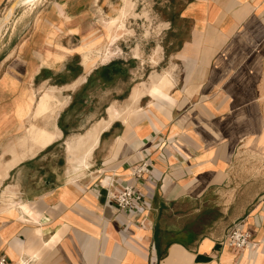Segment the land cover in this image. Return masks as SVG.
<instances>
[{"label": "crops", "instance_id": "crops-1", "mask_svg": "<svg viewBox=\"0 0 264 264\" xmlns=\"http://www.w3.org/2000/svg\"><path fill=\"white\" fill-rule=\"evenodd\" d=\"M149 3L146 80L132 79L133 57L86 68L82 53L145 19ZM11 15L24 24L3 29L0 149L34 132L0 154V258L264 264V0H34ZM143 156L151 170L135 180ZM121 184L141 194L135 213L110 198ZM235 221L250 251L219 244Z\"/></svg>", "mask_w": 264, "mask_h": 264}, {"label": "rangeland", "instance_id": "rangeland-1", "mask_svg": "<svg viewBox=\"0 0 264 264\" xmlns=\"http://www.w3.org/2000/svg\"><path fill=\"white\" fill-rule=\"evenodd\" d=\"M34 0H31L29 2L28 0H23L22 2L15 5V0H2V4L0 7V47H1V53L0 57L3 58V54L6 52V50H9V42H8V34L7 31L3 29H9L11 27H23V16L24 15H11L13 12H21L23 9V5L26 4H32ZM129 8L131 7V4L129 3ZM157 4L149 3V5L144 9V17L145 19L136 20L135 18L130 20L128 22L127 30H124L122 32V35L120 36L115 35V37L108 41L107 44H101L100 46H97L96 48H91V50H85L82 54L83 57V63L86 66V68L90 67V64L93 63V59L95 57H98L100 61H105L110 58H117L123 57L125 59H129L130 57H133V59H136L137 65L132 71V79L139 80V81H145L147 76L152 71V65L153 63H156L157 59V50L155 52H152L154 49V46L156 45V36H153L151 34V20L147 16V11L150 13L149 15H153L155 12H157L156 9ZM155 6V7H154ZM8 15V16H7ZM103 15V14H101ZM7 16V19H4V17ZM33 16V15H32ZM120 25H117L114 28H119ZM21 38V37H17ZM15 39V38H14ZM12 39V42L14 41ZM90 41L89 39L83 41L84 43ZM92 41V40H91ZM83 43V44H84ZM121 43V44H120ZM106 49L108 53L103 54V50ZM87 57H86V56ZM111 55V56H110ZM155 62H152L151 59ZM4 67L0 68V73L4 72ZM54 90V89H53ZM49 90L48 93L50 95V98L53 97L52 91ZM46 92V91H44ZM32 97V93L29 95ZM51 117L47 119L49 121ZM36 126H40L39 123L36 121L32 122ZM44 125L47 124L43 123ZM24 133L19 132L15 135V144L17 145L15 148H2L0 149V154L3 155L5 153H10V151L13 149L17 152L20 150L22 151V148H19L18 145L21 142V138L23 137ZM77 145V142L74 144ZM63 154V148L61 147H54L50 148L48 150L47 155L52 156L55 159L60 157ZM49 166H55L49 164ZM213 215V214H212ZM211 216V215H209Z\"/></svg>", "mask_w": 264, "mask_h": 264}, {"label": "built area", "instance_id": "built-area-1", "mask_svg": "<svg viewBox=\"0 0 264 264\" xmlns=\"http://www.w3.org/2000/svg\"><path fill=\"white\" fill-rule=\"evenodd\" d=\"M151 166L152 162L143 156L131 166L130 176L135 180H140L149 174ZM110 198L118 210L130 213H135L137 205L141 202V194L128 184H121L120 188L116 189ZM219 244L239 251H250L254 248V244L251 241V233L243 227L241 221L231 223L224 237L219 240ZM0 264H7L4 257L0 258Z\"/></svg>", "mask_w": 264, "mask_h": 264}, {"label": "bare ground", "instance_id": "bare-ground-1", "mask_svg": "<svg viewBox=\"0 0 264 264\" xmlns=\"http://www.w3.org/2000/svg\"><path fill=\"white\" fill-rule=\"evenodd\" d=\"M23 0H15V5L16 4H18V3H20V2H22ZM29 2H31V0H28ZM126 8V7H125ZM124 9V8H123ZM123 13H125V11L123 12ZM8 16V15H7ZM7 16H5L4 17V19H7ZM104 23V22H103ZM106 23V22H105ZM109 24H111V22H109ZM105 28V27H104ZM98 43V42H97ZM92 47H93V45H92ZM87 50H91V49H87ZM106 54V53H108V51H106V49H104L103 50V54ZM83 54V53H82ZM86 56V55H85ZM87 57V56H86ZM84 60V59H83ZM84 62V61H83ZM160 82L163 84L164 82H165V78H162L161 80H160ZM160 86H162V85H160ZM160 86H159V88H160ZM49 95V94H48ZM50 96V95H49ZM124 103V102H123ZM42 105V104H41ZM122 105V104H121ZM128 106V105H127ZM41 107V106H40ZM131 107V106H130ZM129 110V109H128ZM33 129H34V127L32 126V124H30V126H29V128L27 129V131L25 132V134L23 135V137L25 138L26 137V139H28L27 137L28 136H32L33 135ZM44 129V128H43ZM49 134H51V133H49ZM97 131L96 132H91V133H87V136L85 137V139H87V141L88 140H90V145L89 146H87L86 148H85V150L83 151V156H86L89 152H90V150L92 149V146H93V144L95 143V141H96V138H97ZM51 136V135H50ZM34 137V136H33ZM53 137V136H52ZM53 139V138H52ZM38 140V139H37ZM50 141V140H49ZM48 143V142H47ZM40 145V144H39ZM29 146V145H28ZM34 146V145H33ZM44 146V145H43ZM38 147V146H37ZM29 148V147H28ZM77 148V147H76ZM39 149H40V147H39ZM68 149H70V145H68ZM34 152V151H33ZM73 155V154H72ZM82 156V157H83ZM79 157V156H78ZM81 157V158H82ZM76 162V161H75Z\"/></svg>", "mask_w": 264, "mask_h": 264}]
</instances>
